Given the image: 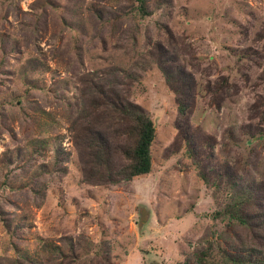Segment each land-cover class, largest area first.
<instances>
[{
  "label": "rangeland",
  "instance_id": "1",
  "mask_svg": "<svg viewBox=\"0 0 264 264\" xmlns=\"http://www.w3.org/2000/svg\"><path fill=\"white\" fill-rule=\"evenodd\" d=\"M148 5L0 0V264H232L224 248L264 264V0ZM167 61L193 82L184 112ZM118 97L155 122L152 172L89 182L98 134L125 164ZM236 196L254 227L215 219Z\"/></svg>",
  "mask_w": 264,
  "mask_h": 264
},
{
  "label": "trees",
  "instance_id": "2",
  "mask_svg": "<svg viewBox=\"0 0 264 264\" xmlns=\"http://www.w3.org/2000/svg\"><path fill=\"white\" fill-rule=\"evenodd\" d=\"M138 10L142 17L148 18L153 15L149 8L148 0H138ZM160 69L164 74L166 82L170 89L175 94V100L178 110L185 111V107L188 106L192 97V84L185 70L179 65L167 61L165 64L160 65ZM100 94L103 92L99 91ZM104 93V92H103ZM102 93V94H103ZM112 109L117 116L120 117L125 123L122 124L124 129L122 134L125 137V143L116 150V153L124 158L125 164L116 169L114 166V152L110 143L106 142L104 136L106 134H98L95 145H92L93 153H89L93 157V161L84 165V172L86 174V180H96L97 183H112L118 184L121 181H133L136 178L149 175L152 172L153 167V155L152 147L156 138V125L153 119L149 116L147 111L138 104L131 101L124 100L122 98L112 99ZM181 126L177 125V129L180 131ZM181 138L186 143V148L189 156L194 159L199 169L201 179L207 184L213 180V175L216 179L215 184H220L224 178L220 176V170L214 169L210 171L211 165L209 154L202 152V157L198 153L196 145L190 138H187L183 132H179ZM108 140V139H107ZM113 153V154H111ZM197 154V156H196ZM207 163V164H206ZM227 177V173L224 177ZM244 194V193H242ZM247 197V196H246ZM234 203L228 205L223 211L215 213V219L228 218L230 224H239L247 228H252L256 223L253 221V217L246 212L244 199L236 196L233 200ZM250 199L249 202H251ZM208 252H203L202 256L207 257ZM222 256L225 257L228 263L232 264H247L251 262L250 258H245L240 252L229 251L228 249H222Z\"/></svg>",
  "mask_w": 264,
  "mask_h": 264
}]
</instances>
